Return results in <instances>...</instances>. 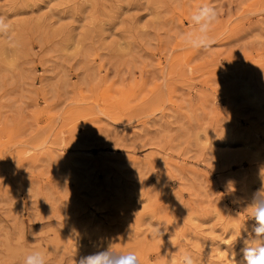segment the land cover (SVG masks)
I'll return each instance as SVG.
<instances>
[{
	"label": "rangeland",
	"instance_id": "1",
	"mask_svg": "<svg viewBox=\"0 0 264 264\" xmlns=\"http://www.w3.org/2000/svg\"><path fill=\"white\" fill-rule=\"evenodd\" d=\"M204 4L214 43L196 49L181 37ZM0 16V264L107 247L240 261L264 169V0H0Z\"/></svg>",
	"mask_w": 264,
	"mask_h": 264
},
{
	"label": "clouds",
	"instance_id": "2",
	"mask_svg": "<svg viewBox=\"0 0 264 264\" xmlns=\"http://www.w3.org/2000/svg\"><path fill=\"white\" fill-rule=\"evenodd\" d=\"M218 19V11L215 7L204 4L196 8L191 14V21L195 26L194 30L183 34L181 39L187 46L196 49H208L214 43L209 33L212 26ZM10 25L5 18L0 16V33L9 30ZM262 187L253 193L250 202L245 210L249 214V219L254 221L250 232L243 226L241 230L248 233L243 240V247L240 249L242 259L235 260V254L232 257L233 264H264V169H261ZM230 190L231 185H230ZM156 231L160 234L159 228ZM22 264H46L45 256L40 251H31L27 253ZM78 264H140V259L136 252H117L112 247L98 249L90 254L81 256ZM179 264H196L192 254L185 250L180 256Z\"/></svg>",
	"mask_w": 264,
	"mask_h": 264
}]
</instances>
